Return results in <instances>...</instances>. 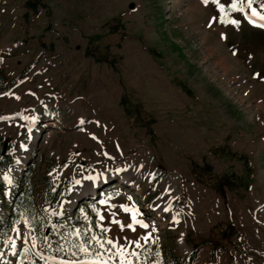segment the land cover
Instances as JSON below:
<instances>
[{
    "label": "rangeland",
    "instance_id": "1",
    "mask_svg": "<svg viewBox=\"0 0 264 264\" xmlns=\"http://www.w3.org/2000/svg\"><path fill=\"white\" fill-rule=\"evenodd\" d=\"M262 16L264 0H0V218L25 180L38 202L69 184L56 214L96 215L76 231L91 257L50 256L20 221L0 264H264Z\"/></svg>",
    "mask_w": 264,
    "mask_h": 264
},
{
    "label": "trees",
    "instance_id": "2",
    "mask_svg": "<svg viewBox=\"0 0 264 264\" xmlns=\"http://www.w3.org/2000/svg\"><path fill=\"white\" fill-rule=\"evenodd\" d=\"M28 5L34 6L33 2H29ZM184 87L185 91L190 93L187 87ZM14 163L11 146H7L0 135V172L9 170L14 166ZM43 186L40 202L36 199L35 188L28 180L16 185L13 189L12 204H9L8 215L4 219L0 218V253L4 250L7 240L12 236L16 223L21 221L26 222L32 228L39 244L51 255L67 261H83L87 257H91V253L81 250L82 247L90 246L91 232L87 231L86 234L79 237L76 231L79 226H82V230L94 226L96 215L91 213L92 217L88 219L81 214L77 216L76 213L73 218L69 219L68 216H57L55 213H51L50 209L60 208L63 202L69 198L71 187L68 183L56 187L50 180H44ZM6 189L7 184L0 176V199L2 201L6 200L4 194ZM48 229H51L49 235H47ZM196 258V250H193L188 263L193 264Z\"/></svg>",
    "mask_w": 264,
    "mask_h": 264
},
{
    "label": "snow or ice",
    "instance_id": "3",
    "mask_svg": "<svg viewBox=\"0 0 264 264\" xmlns=\"http://www.w3.org/2000/svg\"><path fill=\"white\" fill-rule=\"evenodd\" d=\"M208 0H205V3H207ZM213 2H217V0H213ZM249 3H251V0H249ZM233 7L235 8V4H233ZM255 10H253V15H255ZM261 20H264V16L261 17ZM232 23H237L236 21H232ZM264 26V25H262ZM7 179V178H6ZM128 209H125V211H127ZM133 219H135V216H133ZM144 227H147V225H143ZM109 243H111V241H109Z\"/></svg>",
    "mask_w": 264,
    "mask_h": 264
},
{
    "label": "bare ground",
    "instance_id": "4",
    "mask_svg": "<svg viewBox=\"0 0 264 264\" xmlns=\"http://www.w3.org/2000/svg\"><path fill=\"white\" fill-rule=\"evenodd\" d=\"M55 126H57V124H55ZM19 231H21V230H19ZM16 232H17V231H16ZM16 232H15V233H16ZM15 233H14V236H15ZM21 233H22V232H20V238H19V240H18V243H19V241H20V239H21ZM15 242H16V241H14L12 244L15 245ZM18 243H17V246H18V247H17V250H18V248H19V244H18ZM8 248H9V246H8ZM17 250H16V251H17ZM16 251L14 250L13 254H12V255H9V256H13L14 253H15ZM7 252H8V249H7ZM7 255H8V253H7ZM9 256H8V257H9Z\"/></svg>",
    "mask_w": 264,
    "mask_h": 264
}]
</instances>
